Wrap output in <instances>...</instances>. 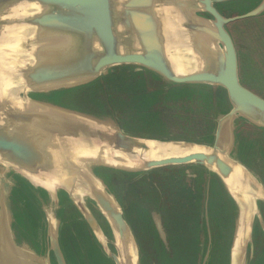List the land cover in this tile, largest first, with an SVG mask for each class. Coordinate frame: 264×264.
I'll list each match as a JSON object with an SVG mask.
<instances>
[{
  "label": "water",
  "instance_id": "obj_1",
  "mask_svg": "<svg viewBox=\"0 0 264 264\" xmlns=\"http://www.w3.org/2000/svg\"><path fill=\"white\" fill-rule=\"evenodd\" d=\"M226 1L0 0V264L188 258L205 240L201 219L193 245L167 229L153 174L185 168L189 175L191 167L210 170L233 205L228 264H253L256 237L264 238V179L234 155L235 123L264 130V99L242 84L227 25L263 13L264 0L231 19L215 6ZM117 72L125 87H110L108 100L96 96ZM177 86L225 91L229 110L213 116L211 136L170 141L128 130L179 102L161 94ZM65 96L85 106L65 105ZM119 182L145 189L136 201L129 192L125 204Z\"/></svg>",
  "mask_w": 264,
  "mask_h": 264
},
{
  "label": "rangeland",
  "instance_id": "obj_2",
  "mask_svg": "<svg viewBox=\"0 0 264 264\" xmlns=\"http://www.w3.org/2000/svg\"><path fill=\"white\" fill-rule=\"evenodd\" d=\"M248 9L249 8L247 7L243 8L241 13L246 12V10ZM224 13L227 14L226 11H224ZM246 26H247L246 28L247 31L245 33H242L241 31H237L234 33V37L237 43L239 45H246L248 49H251L254 48L256 44L259 45L260 42L263 45V47L260 48V50L261 49L264 50V41L262 40L264 38V33H262V31H253V27L255 26V23H249ZM242 28L243 27L241 26L240 29ZM262 58L264 60V56ZM262 69L264 71V64ZM112 78L115 79V77L113 76L110 78L111 81H114L112 80ZM186 97L187 99H183V101L180 100L179 102L174 103V105L166 104L156 112L154 109V112L156 113L157 117H155L154 120L152 121L149 118L147 119L137 118L135 120V123L131 126L133 129L128 128V130L132 133H140L144 137H150L154 139L168 138L170 141L182 140L186 142L189 141L193 142L196 139H203V138L207 139L209 136L212 135V132L214 131L213 128H211L210 131L208 130V121L209 119H212L214 116V112L208 109H211L212 107H210L204 102L205 99L202 96L196 95V96H186ZM61 101H63V103L65 101L66 102L65 105L72 107L83 108L85 106L83 105L82 102L76 101L75 98H71L69 100L67 99L66 96L62 98ZM117 101L120 100L118 99ZM121 103L127 106V103L131 104V100L129 97H127L123 101H121ZM167 105L171 107H166ZM104 112L106 113L107 111ZM124 118H125V114H124ZM110 120L111 119H109V121ZM123 122H127V118L121 123ZM241 124L246 125L244 123ZM240 126L241 125L239 124V127ZM234 141H235V137H234ZM238 143L239 145H245V147L242 148V146H238L237 144V148H236L237 154L235 153L234 155L238 156L239 159L241 158L246 161H250L251 163L249 165L255 171H257V173L261 175L260 177L264 179V151H262L264 149V144L260 142H256V144L250 147L247 146V144L241 143V141H239ZM246 146L249 148H246ZM191 169L192 170L189 175H187L188 174L187 171L185 172L187 173L186 175L189 178L193 177L195 179L196 187L198 188L197 191L198 193L196 196L194 194H193L194 196H190L189 202L193 199H196L194 202L199 201L201 196L200 192H203L200 189V185H202L203 187L206 188L205 189L207 195L206 204L208 206H205L204 208L197 203L196 205L193 204L192 207L188 206L187 208H181L180 206L183 204V201H181L180 203L177 202L178 207L173 208L170 214L167 215L168 220L165 217L164 224L166 225L167 229L173 230L175 233L178 232L181 233L182 230L180 228L183 227L184 223L195 225L198 219H201L202 222L199 221V235L201 237L204 236L205 240L199 243L198 249L197 248L194 249L195 250L194 253L193 251L189 252L190 256L188 258H185L184 256L180 255L179 252L171 262H173L172 264H228V257L230 254H232V250L234 246L233 243L236 237L234 231L235 225L233 226V220H232L233 205L229 204V202L231 203V201L227 197L224 187L222 186L219 179L212 178V175L209 173L210 170L205 169V167H191ZM166 170L170 171L173 169H166ZM195 170H199V171L201 170L202 173L207 172V179L206 180L203 179L204 176L203 174H200V176H195L194 175ZM157 172H155L156 175H159ZM155 178L156 176L154 177V179ZM158 186L162 194L163 187L160 184H158ZM115 188L117 189L119 195L121 197H124L125 204H127V195L129 192H132L133 196L137 195V198L135 199L136 201L139 197L140 191L145 189V187L141 188L138 183L130 184L129 186H127V183H120V182L117 183V187ZM185 189H188V186H186ZM205 192H204V197H205ZM147 193L153 194V196L156 195L148 190ZM183 196H187V195H183ZM180 199L184 200L182 197H180ZM158 202L160 204V201ZM186 202L188 203L187 199ZM155 207H157V204L155 205ZM167 210L170 211V209ZM185 210H186V214L184 216ZM204 212L206 214L205 218L202 215ZM183 231L185 232V234H191L190 230L188 229ZM81 245L85 250H87V246H88L87 242H82ZM144 247H148V245H146L145 242H144ZM257 249H258L257 244L256 246L254 244V257L251 258L250 256V259L252 260L254 259V261L257 262H264V250L260 251L259 253L260 258H257L258 257ZM88 252L90 253L89 250ZM200 255L202 256V258L199 262ZM169 262L170 261L165 258V264H168ZM253 264H255V262H253Z\"/></svg>",
  "mask_w": 264,
  "mask_h": 264
},
{
  "label": "flooded vegetation",
  "instance_id": "obj_3",
  "mask_svg": "<svg viewBox=\"0 0 264 264\" xmlns=\"http://www.w3.org/2000/svg\"><path fill=\"white\" fill-rule=\"evenodd\" d=\"M262 2L263 0H232V1L222 2L220 4H216L215 6L225 18L231 19V18L243 17L251 13L252 11L257 9L262 4ZM246 7L249 9L246 10V12L241 13L242 9ZM224 11H226L227 14L224 13ZM249 23H255V26L253 27V31H262V33H264V12L252 18L239 19L234 22H231L227 25V29L232 35L236 49L238 51L239 70H240L242 84L247 89H249L256 95L264 99V71L262 69L264 64V60L262 58L264 56V50L262 49L260 50V48H262L263 45L262 43L259 42V45L256 44L254 48L248 49L246 45H239L234 37V33L237 31H241L242 33H245L247 31L246 25ZM241 26L243 27L242 29H240ZM262 40L264 41V38ZM241 123L243 122L235 123L237 126L238 140L241 141V143L247 144V146L250 147L256 144V142H260L256 140V134H258L259 129L251 125L247 126L248 124L242 125ZM239 124L241 125L240 127ZM240 146H242V148L245 147V145H240ZM247 146L246 148H249ZM240 160L246 165H249L251 163L250 161H246L241 158ZM189 170L191 171L192 169L189 168ZM185 171H186L185 168L184 169L174 168L173 170L170 171L160 170L159 172H157L159 175H156V173L153 174V179L156 176L154 181L163 187V200L166 208L170 209V211L167 210L169 214L173 210V208L178 207V203H180L181 201H183V204L180 206L181 208H187L188 206L192 207L193 204L196 205L197 203L199 205H202L203 202L205 201L204 192L206 188L200 185V189L203 192H200L201 196L199 201L194 202L196 199H193L189 202L190 196L197 195L198 188L196 187L195 179L193 177L189 179ZM200 174L204 175L203 179L205 180L207 179V172L202 173L201 170L200 171L195 170L194 172L195 176H200ZM152 186L153 185L150 186L151 187L150 189L153 192H156L154 186L153 187ZM186 186H188V189H185ZM183 195H187V196H183ZM180 197H182L184 200H181ZM186 199L188 200V203L186 202ZM185 214H186V210L184 211V216ZM180 229L182 230L181 231L182 234L190 237L189 242L191 245H193L195 241L192 240L191 236H192V231L194 229V225L184 223L183 227ZM186 229L190 230L191 234H185L183 230ZM262 239L263 240H261L259 236L257 237V242H256L258 247L257 258H260L259 256L260 251L264 250L263 235H262ZM254 262L255 264L258 263L264 264V262H257V261Z\"/></svg>",
  "mask_w": 264,
  "mask_h": 264
},
{
  "label": "trees",
  "instance_id": "obj_4",
  "mask_svg": "<svg viewBox=\"0 0 264 264\" xmlns=\"http://www.w3.org/2000/svg\"><path fill=\"white\" fill-rule=\"evenodd\" d=\"M121 75V76H120ZM115 79L113 78L108 81H102L100 88L95 92L96 96L99 95L98 93L102 91L103 97L108 100L110 98V91L109 88L112 86H116L117 89L122 90L125 87V82L123 79L124 75L123 73L117 72L115 73ZM101 94V95H102ZM138 95H140V92H137ZM163 94V100L168 101H178L181 100V98H187L186 96H202L205 100L204 102L212 107L211 109H208L210 111L214 112V116L220 113H226L229 110V105L227 102L225 91L219 88H210V87H204V86H195V87H188V86H181V87H175L170 92H161ZM117 98L116 100H121L120 97H124V94L121 95L119 93L116 94ZM100 97V96H99ZM114 97V96H113ZM123 99V98H122ZM168 106V105H167ZM213 119H209L208 121V130L210 131L211 128L214 127ZM263 131V132H262ZM258 130V134H256V140L260 142H264V130ZM264 151V149H263ZM174 169V168H173ZM166 171V169L164 170Z\"/></svg>",
  "mask_w": 264,
  "mask_h": 264
}]
</instances>
